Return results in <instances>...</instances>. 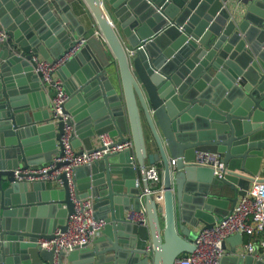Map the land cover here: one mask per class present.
Wrapping results in <instances>:
<instances>
[{"label": "water", "instance_id": "obj_1", "mask_svg": "<svg viewBox=\"0 0 264 264\" xmlns=\"http://www.w3.org/2000/svg\"><path fill=\"white\" fill-rule=\"evenodd\" d=\"M84 1L90 16L81 0H0V28L7 34L0 41V144L6 145L0 155V264H53V250L35 240L65 229L73 212L65 172L59 175L63 196L53 198L42 191L43 181H32L30 191L13 170L61 155L65 123L73 124L72 139L77 134L92 149V136L103 132L124 140L126 117L133 147L107 152L73 171L77 195L104 207L105 224L93 246L60 252V263L173 264L194 250L193 228L210 227L222 217L258 171L264 138V4L253 2L237 20L225 12L222 0H107L121 22L124 46L101 0ZM81 39L77 53L57 69L65 73L66 118L52 122L47 113L46 122L36 126L31 90L46 82L34 72L32 56L54 60ZM139 110L153 150L145 144ZM50 128V140L39 146L23 139L28 130ZM257 132L261 137L254 140ZM201 150L221 155L222 176L195 162ZM167 155L175 158L173 167ZM251 159L255 168L249 167ZM160 160L162 205L151 194L141 195L143 184L134 185L139 169ZM53 204L64 206L56 217L49 213ZM141 204L147 222L127 220L124 211ZM242 258L245 264H264L251 253Z\"/></svg>", "mask_w": 264, "mask_h": 264}, {"label": "built area", "instance_id": "obj_2", "mask_svg": "<svg viewBox=\"0 0 264 264\" xmlns=\"http://www.w3.org/2000/svg\"><path fill=\"white\" fill-rule=\"evenodd\" d=\"M251 1H260L264 4V0ZM6 37L4 28H0V41ZM83 42L84 39H81L54 60L32 56L34 71L40 72L44 81L54 90L50 100L52 122L66 118L67 115L63 112L62 107L68 99V93L65 91L62 81L54 77L53 72L73 56ZM127 53L128 56L132 55L130 49L127 50ZM72 134L73 124L65 123L61 136L63 150L61 155L56 154L49 161L38 165L19 166L13 170L17 180L26 181L56 179L61 182L59 175L65 172L73 202V212L65 218V229L57 227L51 238L40 237L35 240L40 247L53 250V264H67L64 261L60 263L59 253H68L87 246L101 232L105 224L104 218L96 217L94 214L92 197L77 195L71 179L74 169L100 159L107 152L123 151L133 147L132 138L125 137L122 141H116L108 132H103L98 134L97 145L92 149H76L72 144ZM61 161L65 163L57 166V163ZM195 162L212 167L218 176L223 175V162L218 152L197 151ZM174 163L175 158L168 159L169 168L173 167ZM163 168L161 160L145 165L134 183L136 187L143 184L141 195L145 193L153 195L158 205L163 203ZM125 218L140 224L146 223L144 204H141L138 210H128ZM235 234L249 236V240L243 244L242 254L251 253L255 259L264 261V178H261L259 174L252 176L248 187L237 196L234 205L222 217L216 219L210 227L198 229L196 238L192 241L195 246L194 250L181 253L173 264H221V258L226 254L225 240Z\"/></svg>", "mask_w": 264, "mask_h": 264}, {"label": "crops", "instance_id": "obj_3", "mask_svg": "<svg viewBox=\"0 0 264 264\" xmlns=\"http://www.w3.org/2000/svg\"><path fill=\"white\" fill-rule=\"evenodd\" d=\"M222 2H223L222 8H224L226 10L225 12H227V14H229V17L233 16V18L239 20V19L243 18V15L247 12L250 4H252L255 1L244 2L243 0H226V1L222 0ZM81 4H82L83 8L88 11L89 16H90V14H91L90 10H89V7L87 6V4L85 3V1L81 0ZM101 8H102L106 18L109 20V23H110L111 27L113 28V31L115 32V34L119 38V41L123 42L124 46L125 45L127 46L125 37L123 36L124 34H123V29L121 27V22L119 21L118 17L114 14L115 8H113V6L110 5L107 0H101ZM260 9L261 8H259V11H261ZM256 12L260 13L258 11H255L254 14H256ZM80 21H82L84 23V25H85L84 28H86L88 26V23L84 21V17L81 18ZM152 27H154V26H149V27H147V29L152 28ZM93 28H94L96 33L99 32L96 25ZM263 29H264V27H263ZM149 30H151V29H149ZM39 57L43 58L42 55H39ZM81 64H82V62L79 61L78 65H81ZM114 71L117 72V66H116L115 62H114ZM62 74L65 76V73L62 71H59L57 73V70H55L53 72V76L56 78H59L61 81H62V78H61ZM117 84H118V87H117L118 91L121 94V91H122L121 84L119 83V81L117 82ZM28 85H29V80H26V87L31 88ZM31 91L34 93V95H33L34 101L37 103V106L34 109V112L37 114V120L35 121L36 126H37L39 124L45 123L46 120L44 119V117L47 115V113L50 114V100H51V97L53 95L54 90L49 84L46 83L45 87L42 86V88H40L39 90H34V91L31 90ZM28 93H27V95H28ZM121 100L123 102V109L125 112L123 97ZM85 103L88 104V102H85ZM139 112H140V117H141V128H142L145 144H146L147 148H149L150 150H153V144H152L153 138H152L150 127H149V125L145 119L143 112L140 110H139ZM50 116H51V114H50ZM48 125H50V124H48ZM126 125H127L128 129H127V132L124 134V136L131 138V132H130V128L128 126L127 117H126ZM33 128H38V127H33ZM50 131H52V128L47 129V130H35V129L28 130V132L23 136V139L26 140L27 143H29L28 145L33 148L36 145L39 146L40 144L50 140V138L52 136ZM260 137H261V134L260 133L258 134V132H257L254 134L253 138H254V140H258L256 138L260 139ZM114 138L117 139L118 136H116ZM73 139L76 141L75 145H73L76 149L85 148L83 142L77 136V134H74ZM90 141H91L92 147L96 146L97 142H98V134L92 136ZM262 142H263V146H262L261 162H260L259 168L257 167L258 171L256 174H259V176L261 178H264V138H263ZM5 147H6V145L0 144V155H2L4 153L2 151L4 150L3 148H5ZM9 147H12V146L9 145ZM40 154L42 155V153H40ZM56 154H57V152L53 153L51 158L54 157ZM167 158H169L168 155H167ZM50 159L45 160L44 162H47ZM249 167L255 168L256 167V160L251 159L249 161ZM82 173L83 172L81 170L78 173L79 176H82ZM136 174H137V177L140 176V174H141L140 169L137 171ZM83 180H84L83 178H80V186H82V187H84ZM250 181L248 182V185H249ZM27 182L29 185L28 188L31 191V185H32L31 182L32 181H27ZM43 183L45 184V186H44V188H42L43 189L42 191L47 192L48 196H50V197L52 196L53 198L63 196L62 192H61L62 184L59 180H56V179L47 180V181H43ZM81 192L84 193L85 190L81 191ZM93 204H94V200H93ZM230 206H231V204L228 205V209L230 208ZM63 208H64L63 205L61 207H58V208L55 206V208H53V210L49 209V207H48L50 215H52L54 217H56L58 212L62 211L61 209H63ZM103 208L104 207L98 201H95L94 214L96 217L104 218L103 217V210H104ZM48 209H47V211H48ZM128 210H130V209H128ZM128 210L124 211V216L126 215ZM201 226H202V224L200 223L198 226L194 227L193 229L196 230V232H197L198 229L201 228ZM100 234H101V232L97 236H99ZM248 240H249V236L246 234H242V235H238V234L236 235L235 234L234 236L227 238L225 240V243H224L226 254H225V258L223 259L221 264H245V262L242 258L244 255V254H242V250H243L242 248H243V244L246 243ZM93 245H94V242H90L87 247H91ZM66 263L71 264L69 261H66Z\"/></svg>", "mask_w": 264, "mask_h": 264}]
</instances>
